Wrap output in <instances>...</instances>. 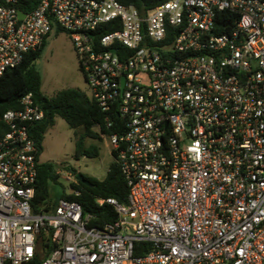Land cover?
<instances>
[{"label":"built area","instance_id":"1","mask_svg":"<svg viewBox=\"0 0 264 264\" xmlns=\"http://www.w3.org/2000/svg\"><path fill=\"white\" fill-rule=\"evenodd\" d=\"M25 1L0 0V78L54 22L70 33L128 203L97 201L119 217L103 229L76 201L34 212L45 112L27 94L3 117L0 264H264V0Z\"/></svg>","mask_w":264,"mask_h":264},{"label":"trees","instance_id":"2","mask_svg":"<svg viewBox=\"0 0 264 264\" xmlns=\"http://www.w3.org/2000/svg\"><path fill=\"white\" fill-rule=\"evenodd\" d=\"M126 5L135 6L140 11L150 10L168 0H122ZM42 0H26L22 3L21 9H35ZM27 6L28 9L25 7ZM43 46L33 53H29L23 64L18 68L7 72L0 78V138L9 132L8 125L3 117L10 110H21V101L27 94L32 93L37 105L45 112V118L37 123L31 130L39 148V157L43 151V143L46 135L56 124V118L61 117L67 122L69 127L76 131V159L83 157H98L99 148L95 145L87 146V139H102V135L111 133L107 130L106 114L99 106L91 100L84 92L77 89H65L54 97H49L43 93V78L35 67L36 61L40 58ZM99 130V133L95 131ZM115 158L116 153L112 151ZM58 167L53 163H41L39 165V176L37 181L36 197L33 201L35 213H44L54 210L59 201L66 199L76 201L82 205L84 214L91 215V227L103 229L106 225L118 221V213L109 204L99 205L98 200L116 199L121 204L128 203V187L122 174L120 165L115 161L109 170L104 181H98L85 177L91 183V187L78 182L72 184V189L80 191V196L66 193L60 194L53 199L51 193L52 184L55 183L59 175ZM73 175L78 172L73 170ZM49 247V244H45ZM150 246L146 243H137L135 256H142L145 252H150Z\"/></svg>","mask_w":264,"mask_h":264},{"label":"rangeland","instance_id":"3","mask_svg":"<svg viewBox=\"0 0 264 264\" xmlns=\"http://www.w3.org/2000/svg\"><path fill=\"white\" fill-rule=\"evenodd\" d=\"M36 69L43 78V93L49 97L56 96L65 89H77L90 97V89L82 72L80 61L75 50L71 34L53 23V29L44 42L40 58L35 63ZM99 133L98 129H95ZM76 131L71 129L61 117L49 130L43 143L40 163H53L60 172L58 180L52 184L53 199L60 194H69L72 184L78 183L73 170L78 174L98 181H104L111 165L116 161L112 155V145L108 136L102 139H87V146H97L98 157L76 159ZM69 178L71 180H69Z\"/></svg>","mask_w":264,"mask_h":264},{"label":"water","instance_id":"4","mask_svg":"<svg viewBox=\"0 0 264 264\" xmlns=\"http://www.w3.org/2000/svg\"><path fill=\"white\" fill-rule=\"evenodd\" d=\"M20 17H21V18H24V15L21 13V14H20ZM76 180H77L78 182H81V183H83V184L89 186V187L92 186L91 183L89 182V180H87V179L85 178V176H83L82 174H77V175H76Z\"/></svg>","mask_w":264,"mask_h":264}]
</instances>
